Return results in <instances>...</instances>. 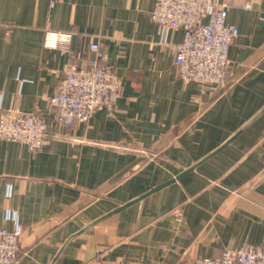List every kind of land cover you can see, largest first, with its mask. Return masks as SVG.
I'll list each match as a JSON object with an SVG mask.
<instances>
[{
    "label": "crops",
    "instance_id": "1",
    "mask_svg": "<svg viewBox=\"0 0 264 264\" xmlns=\"http://www.w3.org/2000/svg\"><path fill=\"white\" fill-rule=\"evenodd\" d=\"M217 1L238 29L225 88L178 77L162 43L184 34L159 32L154 0H0V108L38 112L48 134L35 152L0 140L16 264H195L264 244V0ZM52 34L69 36L63 48L46 45ZM91 43L119 79L115 110L63 126L48 99Z\"/></svg>",
    "mask_w": 264,
    "mask_h": 264
},
{
    "label": "built area",
    "instance_id": "2",
    "mask_svg": "<svg viewBox=\"0 0 264 264\" xmlns=\"http://www.w3.org/2000/svg\"><path fill=\"white\" fill-rule=\"evenodd\" d=\"M244 9L251 8L245 0ZM161 34L181 30L179 44H166L174 57V69L184 82L225 88L229 84V48L238 36V29L226 22L227 5L217 0H154L149 13ZM1 24V21H0ZM11 33V28L7 29ZM69 36L52 34L47 46L63 48ZM76 53V58L79 57ZM120 83L98 43L88 46V56L80 67L71 60L55 94L48 99L52 119L63 126L87 122L99 110L113 113L119 97ZM47 127L38 113L0 108V140L23 144L31 152L39 151L47 141ZM13 230L0 227V264H16L19 238ZM195 264H264V244L244 245L224 250L218 257L203 258Z\"/></svg>",
    "mask_w": 264,
    "mask_h": 264
},
{
    "label": "water",
    "instance_id": "3",
    "mask_svg": "<svg viewBox=\"0 0 264 264\" xmlns=\"http://www.w3.org/2000/svg\"><path fill=\"white\" fill-rule=\"evenodd\" d=\"M239 132H240V131H238L235 135H233V137H231V139H229L224 145H222V146H221L217 151H215V152H218L219 150H221V148H223L227 143H229L231 140H233V139L235 138V136H237V134H238ZM215 152H214V153H211V155L215 154ZM211 155H209L208 157H205L204 160H206L207 158H209ZM204 160H201V161H199L198 163H195L194 165H192L191 167H189L187 170H185V171H183L182 173H180L179 175H177L175 178H173V179H171V180H169V181H166L165 183H163V184H161V185L155 187L154 189H152V190L148 191L147 193L141 195L140 197H138V198H136V199L130 201L129 203H126V204H124V205H121L120 207L116 208L115 210L111 211L110 213H108L107 215H105L104 217H102V219H104V218H106V217H108V216H110V215H112V214H115V213H117V212L123 210L124 208L130 206L131 204H133V203H135V202H137V201H139V200L145 198L146 196H148V195H150V194H152V193H154V192L160 190L161 188H164V187L168 186L169 184H171V183H173V182L179 180L183 175L187 174L189 171H191L192 169H194L197 165H199V164H200L201 162H203ZM100 220H101V219H100ZM51 264H53V262H52Z\"/></svg>",
    "mask_w": 264,
    "mask_h": 264
}]
</instances>
